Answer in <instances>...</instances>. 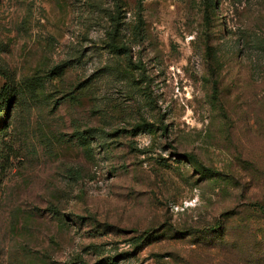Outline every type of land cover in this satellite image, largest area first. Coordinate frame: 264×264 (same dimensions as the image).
Listing matches in <instances>:
<instances>
[{
	"label": "rangeland",
	"instance_id": "1",
	"mask_svg": "<svg viewBox=\"0 0 264 264\" xmlns=\"http://www.w3.org/2000/svg\"><path fill=\"white\" fill-rule=\"evenodd\" d=\"M0 264H264V0H0Z\"/></svg>",
	"mask_w": 264,
	"mask_h": 264
},
{
	"label": "trees",
	"instance_id": "2",
	"mask_svg": "<svg viewBox=\"0 0 264 264\" xmlns=\"http://www.w3.org/2000/svg\"><path fill=\"white\" fill-rule=\"evenodd\" d=\"M146 127H147V123L146 122H140V123H136L134 125V128H136V129L146 128Z\"/></svg>",
	"mask_w": 264,
	"mask_h": 264
}]
</instances>
